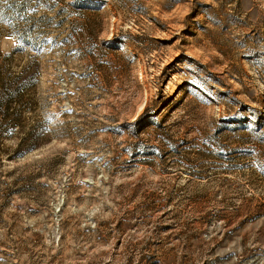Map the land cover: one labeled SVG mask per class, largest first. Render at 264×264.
Segmentation results:
<instances>
[{
  "label": "rangeland",
  "instance_id": "1",
  "mask_svg": "<svg viewBox=\"0 0 264 264\" xmlns=\"http://www.w3.org/2000/svg\"><path fill=\"white\" fill-rule=\"evenodd\" d=\"M0 264H264V0H0Z\"/></svg>",
  "mask_w": 264,
  "mask_h": 264
},
{
  "label": "bare ground",
  "instance_id": "2",
  "mask_svg": "<svg viewBox=\"0 0 264 264\" xmlns=\"http://www.w3.org/2000/svg\"><path fill=\"white\" fill-rule=\"evenodd\" d=\"M139 80L142 81V77H140Z\"/></svg>",
  "mask_w": 264,
  "mask_h": 264
}]
</instances>
